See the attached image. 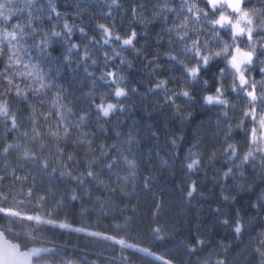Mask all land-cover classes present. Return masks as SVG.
Masks as SVG:
<instances>
[{"label":"snow or ice","instance_id":"obj_1","mask_svg":"<svg viewBox=\"0 0 264 264\" xmlns=\"http://www.w3.org/2000/svg\"><path fill=\"white\" fill-rule=\"evenodd\" d=\"M70 7L0 0V264H264V0H107L99 19L89 0ZM137 61L143 88L130 75ZM137 105L163 128L138 122ZM178 163L189 203L212 169L215 224L230 242L199 226L191 243L175 239L181 225L151 194Z\"/></svg>","mask_w":264,"mask_h":264},{"label":"trees","instance_id":"obj_2","mask_svg":"<svg viewBox=\"0 0 264 264\" xmlns=\"http://www.w3.org/2000/svg\"><path fill=\"white\" fill-rule=\"evenodd\" d=\"M72 0H59V3L61 5L60 10L61 11H68L71 13L72 8L70 7ZM106 2L107 0H89V3L92 7V10L97 12V18L99 19V13L101 11H106ZM76 22L79 23V21L75 17H70V23ZM100 22H105L101 20ZM93 26L89 25V29H92ZM140 31V29H137ZM158 30V29H157ZM95 31H90V35H95ZM80 34L77 32L75 33L73 39H79ZM151 39V38H149ZM145 38L141 34L139 41L140 44L144 43ZM57 48H59V45H57ZM62 51V49H60ZM59 54V52L57 53ZM136 67L132 70H130V75L133 81H141V87L143 88L144 84L142 81V77L144 76V71L142 68L139 67V62H135ZM73 74L69 71L64 73V79L65 80H71ZM135 100V98H133ZM145 107H141L137 105L133 115L134 118L140 122V121H147L149 123L155 122L158 126H161L163 128V118L160 117L153 109L148 108L146 111ZM152 112V120L148 119V113ZM208 117V114L206 112H203V110L199 111L195 115V119L193 123L189 126L185 127L184 135L187 137L188 140L192 139V135L194 130L197 128L199 123L201 121H204ZM169 128L175 131H179V122L178 121H172L169 122ZM163 130V129H162ZM210 131V130H208ZM205 133H202L204 135ZM237 139H241V137H237ZM164 140L163 137L161 138V144L163 145ZM150 144L148 142L145 143L144 150L147 151ZM187 142H185L181 148V157L185 153V149L187 148ZM163 155V153H162ZM181 157H177V161L179 162ZM216 167H220L219 164L216 165ZM180 165L178 163L177 168L173 171L175 172V175H170L168 171L161 169L156 176V184L153 186L152 194L156 196H162L165 201L168 202V208L169 211L166 214L167 217L171 218L172 220H175L178 224H180V230L177 232L175 239L177 241L181 240H187L190 243L192 242V236L195 234V231L197 227L199 226L201 230H203L204 227H208L210 231L212 232V235L209 237L210 240H220V239H226L230 242L231 237L227 236V229L224 228L222 225L215 224V221L217 219H220V217H216L214 215L213 210L217 207L218 203L220 202V194L218 188H213L211 177L214 174L211 168H206L207 175L205 176V172L201 171L198 173V176L202 178V190L205 192V195L198 200H193L191 203H189L187 200L182 199L180 188L183 187V181H182V172L179 170ZM193 179H197V175H194L192 177ZM260 187H264V185H261ZM259 189H257L256 193H246L241 192L239 195V203L235 204V208H241L246 210L247 204L250 198H254L256 194H258ZM137 202L141 205L142 208H146L147 206L151 205V198L150 194L147 192H140L139 195L136 197ZM119 203V201H117ZM79 207V206H77ZM225 212H231V209L225 208ZM241 214L243 215L244 212L242 211ZM88 220L90 222H96L97 217L95 215H91L88 217ZM103 225L106 227L112 220V217H109V219H103L101 218ZM141 227H144L142 224ZM98 231H103V228L96 229ZM62 243H67L70 248L72 246H77L78 249H88L89 251H92V247L89 245L87 238H81L78 235H65ZM215 246V245H214ZM105 255H116L119 256V252L115 253H105ZM90 259H96L95 256H90ZM136 264H145L144 261H137Z\"/></svg>","mask_w":264,"mask_h":264}]
</instances>
